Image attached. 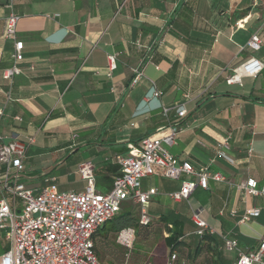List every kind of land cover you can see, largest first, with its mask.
Returning a JSON list of instances; mask_svg holds the SVG:
<instances>
[{"label": "crops", "instance_id": "crops-1", "mask_svg": "<svg viewBox=\"0 0 264 264\" xmlns=\"http://www.w3.org/2000/svg\"><path fill=\"white\" fill-rule=\"evenodd\" d=\"M9 13L18 17L15 40L23 44L17 63L15 41L3 37ZM254 34L258 51L248 47ZM108 55L115 56L111 73ZM251 57L264 65V0H0V136L27 143L22 170H9L7 180L82 192L78 168L89 162L95 191L105 194L119 171L115 157L126 155L128 144L176 126L173 143L163 147L223 181L208 180V190L197 187L177 202L168 194L193 176L171 180L156 169L140 181L142 192L156 194L144 207L135 204L137 215L143 209L164 238L173 235V251L188 264H232L237 254L224 249L225 239L247 253L264 238V198L237 189L247 179L264 184V68L226 83ZM13 65L20 74L4 79ZM134 69L143 76L131 87ZM4 181L1 175L0 200L18 211ZM249 208L259 215L242 223ZM194 211L211 228L212 242L200 250ZM164 246L154 264H165ZM8 248L0 233V256Z\"/></svg>", "mask_w": 264, "mask_h": 264}, {"label": "built area", "instance_id": "built-area-1", "mask_svg": "<svg viewBox=\"0 0 264 264\" xmlns=\"http://www.w3.org/2000/svg\"><path fill=\"white\" fill-rule=\"evenodd\" d=\"M17 20V16L9 13L3 33L5 39L15 41L12 53L15 63L22 60L23 46L22 42L15 40ZM260 46L261 41L254 34L248 47L258 51ZM107 68L109 73L116 68L114 55L107 56ZM263 68V63L258 59L248 58L232 70L226 83L239 84L241 77L255 78ZM18 74L19 68L13 65L4 70L3 78L9 80ZM142 76L140 70L134 69L130 86H134ZM151 91L152 97L160 95L154 88ZM185 113L180 108L177 111L178 118H183ZM178 131V127L174 126L164 135L147 136L137 144H128L127 154L115 157L119 171L113 178L111 190L105 194L95 191L94 169L89 162L78 168V174L86 184L82 192H59L54 186L37 191L17 182L10 183L7 174L11 169L16 172L22 170L27 143L16 139L5 143L0 136V168H4V173H0V176L5 180L3 186L11 198L18 199L21 204V211L17 213L14 203L11 206L5 200H0V233L9 244L8 250L0 256V264H103L94 254L93 237L100 227L120 213L122 202L131 200L134 204L144 206L156 194L154 188L142 192L141 179L153 176L156 169L162 170L163 176L171 180H178L183 175L193 176L194 180L183 181L177 192L168 194L169 198L177 202L187 199L197 187L208 190V180L222 182L223 177L220 174H210L206 168L196 171L189 163H179L163 147V144L173 143ZM218 155L225 157L221 151H218ZM237 189L245 196L264 198V184L258 187L254 179H247ZM258 215V209H246L241 222H247ZM191 219L198 238L211 233V228L197 211L192 213ZM148 224L150 218L141 209L138 225L145 227ZM134 239L133 228L121 230L115 238V243L125 251L122 264H132L130 253ZM224 249L236 252L237 256L232 264H264V238L255 251L240 252L237 242L232 239L224 240ZM165 264L188 262L179 258L175 251H169Z\"/></svg>", "mask_w": 264, "mask_h": 264}, {"label": "rangeland", "instance_id": "rangeland-1", "mask_svg": "<svg viewBox=\"0 0 264 264\" xmlns=\"http://www.w3.org/2000/svg\"><path fill=\"white\" fill-rule=\"evenodd\" d=\"M136 208L137 206L131 200L122 202L120 206L122 214H133L137 218ZM20 211L21 208H19L17 213H20ZM139 233L140 235H138V228H135V239L130 253V262L132 264H143L144 261L160 263L161 258L164 256V251H166L163 243V226L151 220L150 224L145 228L142 227ZM113 240V236H109L107 242H99V249L107 256L104 257L102 262H106L107 259H113L116 264H121V256L114 250ZM119 249L122 253L125 252L122 248L119 247Z\"/></svg>", "mask_w": 264, "mask_h": 264}, {"label": "trees", "instance_id": "trees-1", "mask_svg": "<svg viewBox=\"0 0 264 264\" xmlns=\"http://www.w3.org/2000/svg\"><path fill=\"white\" fill-rule=\"evenodd\" d=\"M142 227L143 226L138 225V218H136L135 215L122 214L121 212L118 215H116L113 219L106 222L102 227H100L97 230V232L93 237V251L98 261L103 264H116L115 260L113 259H107L106 262H102L104 257L107 256H105V253L99 249V242L102 243L107 242L109 240V236H113L114 240L112 245L114 247V250L119 254V256H121V264H122L125 258V252L122 253L121 250L119 249V246L115 243V238L117 234L121 230L126 228H133L134 232H135V228H138V235H140L139 232ZM163 241L164 244L169 247V251L179 250V242H177V239L173 235H169L168 237L164 238ZM211 242H212L211 238L206 235L203 238H200V241L197 243L196 248L200 250L201 248L205 247V245L207 246Z\"/></svg>", "mask_w": 264, "mask_h": 264}]
</instances>
